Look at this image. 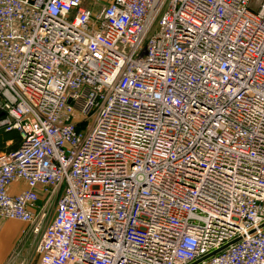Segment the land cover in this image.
Masks as SVG:
<instances>
[{"label": "built area", "instance_id": "2783aa9c", "mask_svg": "<svg viewBox=\"0 0 264 264\" xmlns=\"http://www.w3.org/2000/svg\"><path fill=\"white\" fill-rule=\"evenodd\" d=\"M0 131L37 264H264V0H0Z\"/></svg>", "mask_w": 264, "mask_h": 264}, {"label": "rangeland", "instance_id": "374dc122", "mask_svg": "<svg viewBox=\"0 0 264 264\" xmlns=\"http://www.w3.org/2000/svg\"><path fill=\"white\" fill-rule=\"evenodd\" d=\"M1 234L0 264H37L41 231L34 233L26 223L0 217Z\"/></svg>", "mask_w": 264, "mask_h": 264}, {"label": "trees", "instance_id": "16d2710c", "mask_svg": "<svg viewBox=\"0 0 264 264\" xmlns=\"http://www.w3.org/2000/svg\"><path fill=\"white\" fill-rule=\"evenodd\" d=\"M5 137L7 138L4 139ZM8 139L13 140V143L8 147V150L15 149L19 145V138L15 133L0 131V147H2L4 145V142Z\"/></svg>", "mask_w": 264, "mask_h": 264}, {"label": "crops", "instance_id": "0c3cea01", "mask_svg": "<svg viewBox=\"0 0 264 264\" xmlns=\"http://www.w3.org/2000/svg\"><path fill=\"white\" fill-rule=\"evenodd\" d=\"M22 187L24 186L22 183L20 184ZM0 260H1V258H0Z\"/></svg>", "mask_w": 264, "mask_h": 264}, {"label": "bare ground", "instance_id": "6f19581e", "mask_svg": "<svg viewBox=\"0 0 264 264\" xmlns=\"http://www.w3.org/2000/svg\"><path fill=\"white\" fill-rule=\"evenodd\" d=\"M4 227V226H3ZM7 235V234H6ZM0 236H2V234L0 235Z\"/></svg>", "mask_w": 264, "mask_h": 264}]
</instances>
